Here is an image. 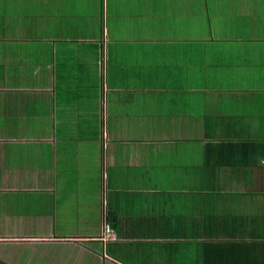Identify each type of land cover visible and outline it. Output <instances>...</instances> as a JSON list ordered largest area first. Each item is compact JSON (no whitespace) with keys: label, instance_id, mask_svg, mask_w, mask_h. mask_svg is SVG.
<instances>
[{"label":"crops","instance_id":"0c3cea01","mask_svg":"<svg viewBox=\"0 0 264 264\" xmlns=\"http://www.w3.org/2000/svg\"><path fill=\"white\" fill-rule=\"evenodd\" d=\"M0 264H264V0H0Z\"/></svg>","mask_w":264,"mask_h":264},{"label":"built area","instance_id":"2783aa9c","mask_svg":"<svg viewBox=\"0 0 264 264\" xmlns=\"http://www.w3.org/2000/svg\"><path fill=\"white\" fill-rule=\"evenodd\" d=\"M102 235H103L102 236L103 240H113L114 239V234L108 224H105L103 226Z\"/></svg>","mask_w":264,"mask_h":264},{"label":"clouds","instance_id":"9594fccd","mask_svg":"<svg viewBox=\"0 0 264 264\" xmlns=\"http://www.w3.org/2000/svg\"><path fill=\"white\" fill-rule=\"evenodd\" d=\"M102 238V237H101ZM103 239V238H102ZM116 239V236L114 235V239L113 240H115ZM113 240H106V241H113Z\"/></svg>","mask_w":264,"mask_h":264}]
</instances>
